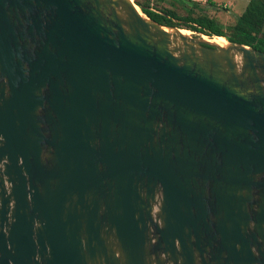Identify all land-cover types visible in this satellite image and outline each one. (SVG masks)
Masks as SVG:
<instances>
[{
    "label": "water",
    "instance_id": "obj_1",
    "mask_svg": "<svg viewBox=\"0 0 264 264\" xmlns=\"http://www.w3.org/2000/svg\"><path fill=\"white\" fill-rule=\"evenodd\" d=\"M134 0H0V264H264V51Z\"/></svg>",
    "mask_w": 264,
    "mask_h": 264
},
{
    "label": "trees",
    "instance_id": "obj_2",
    "mask_svg": "<svg viewBox=\"0 0 264 264\" xmlns=\"http://www.w3.org/2000/svg\"><path fill=\"white\" fill-rule=\"evenodd\" d=\"M134 3L142 13L160 24L188 29L208 37L220 36L229 42L264 51V0H248L233 23L226 25L225 29L206 15H192L191 10L185 15H178L168 8L150 9L140 0H134Z\"/></svg>",
    "mask_w": 264,
    "mask_h": 264
},
{
    "label": "rangeland",
    "instance_id": "obj_3",
    "mask_svg": "<svg viewBox=\"0 0 264 264\" xmlns=\"http://www.w3.org/2000/svg\"><path fill=\"white\" fill-rule=\"evenodd\" d=\"M150 9H172L178 15L191 10L192 15L203 14L213 18L223 29L232 24L248 0H140ZM212 2V4L210 3ZM175 21V19H174ZM181 22V21H177ZM188 33L193 32L186 29ZM216 38V37H213ZM223 39V38H221Z\"/></svg>",
    "mask_w": 264,
    "mask_h": 264
},
{
    "label": "bare ground",
    "instance_id": "obj_4",
    "mask_svg": "<svg viewBox=\"0 0 264 264\" xmlns=\"http://www.w3.org/2000/svg\"><path fill=\"white\" fill-rule=\"evenodd\" d=\"M183 33H187V31L185 30H182ZM213 42H216V43H219V44H223L224 43V40L221 39V37H216V38H213L212 39Z\"/></svg>",
    "mask_w": 264,
    "mask_h": 264
}]
</instances>
